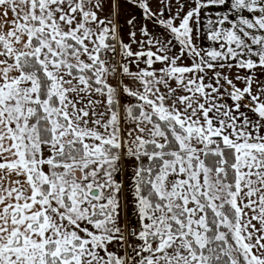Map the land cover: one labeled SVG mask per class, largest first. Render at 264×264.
<instances>
[{
	"label": "snow or ice",
	"instance_id": "1",
	"mask_svg": "<svg viewBox=\"0 0 264 264\" xmlns=\"http://www.w3.org/2000/svg\"><path fill=\"white\" fill-rule=\"evenodd\" d=\"M0 264H264V0H0Z\"/></svg>",
	"mask_w": 264,
	"mask_h": 264
}]
</instances>
